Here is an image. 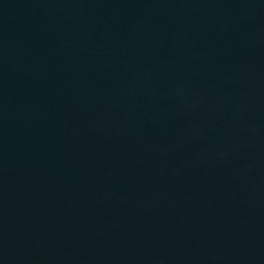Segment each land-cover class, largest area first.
Returning <instances> with one entry per match:
<instances>
[{"label": "water", "instance_id": "1", "mask_svg": "<svg viewBox=\"0 0 264 264\" xmlns=\"http://www.w3.org/2000/svg\"><path fill=\"white\" fill-rule=\"evenodd\" d=\"M0 264H264V0H0Z\"/></svg>", "mask_w": 264, "mask_h": 264}]
</instances>
